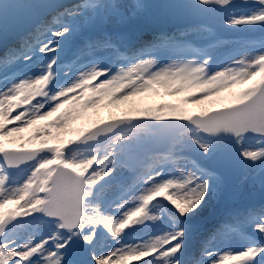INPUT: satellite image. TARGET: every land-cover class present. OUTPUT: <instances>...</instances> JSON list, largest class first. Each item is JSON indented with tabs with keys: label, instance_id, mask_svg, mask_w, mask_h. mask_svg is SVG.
I'll return each instance as SVG.
<instances>
[{
	"label": "snow or ice",
	"instance_id": "snow-or-ice-1",
	"mask_svg": "<svg viewBox=\"0 0 264 264\" xmlns=\"http://www.w3.org/2000/svg\"><path fill=\"white\" fill-rule=\"evenodd\" d=\"M237 85L47 142L88 91L80 107ZM129 260L264 264V0H0V264Z\"/></svg>",
	"mask_w": 264,
	"mask_h": 264
},
{
	"label": "bare ground",
	"instance_id": "bare-ground-1",
	"mask_svg": "<svg viewBox=\"0 0 264 264\" xmlns=\"http://www.w3.org/2000/svg\"><path fill=\"white\" fill-rule=\"evenodd\" d=\"M243 85H237L236 87H226L225 90L221 91V94L219 97H213L212 99L203 100L202 103L196 104L194 107V110L202 111L203 109L207 107H212L214 103H220L224 102L227 103V101H230L233 97V95L236 93L237 90H239ZM154 91L149 90L146 92H143L140 95H137L135 97L129 98V100H118L115 98L110 102V105L103 109L101 112L94 113V109L91 111L92 114H97L93 118H102L104 116L110 115L119 116V113H124L130 109L135 108H142L149 105H160V104H176V103H183V106H191L193 103L190 101H193L190 99V97L196 96L199 98V89L189 88L187 90H181L177 92H171L165 89L164 87L160 86V89L157 90V86L153 88ZM87 101V100H85ZM215 106V105H214ZM90 111L85 110H75L72 117L67 121L66 125L58 130L55 128V126L51 127V132L55 139L49 138L47 140L48 143L56 142V143H62L70 139L71 137L76 135V132L84 129L85 123L87 122V116L90 117ZM58 114V113H57ZM51 117L46 118L47 121ZM43 121H39L37 123V127L40 126V124ZM36 127V129H37ZM33 126L24 129L20 133H14L12 142L9 143L7 138L5 141V145L8 146H29V145H38L41 137L35 136V131ZM47 136V134H45ZM31 138V139H30ZM22 203V202H21ZM13 204V203H8ZM15 205V204H14ZM6 206V205H5ZM125 264H133V261L129 260L126 261Z\"/></svg>",
	"mask_w": 264,
	"mask_h": 264
},
{
	"label": "rangeland",
	"instance_id": "rangeland-1",
	"mask_svg": "<svg viewBox=\"0 0 264 264\" xmlns=\"http://www.w3.org/2000/svg\"><path fill=\"white\" fill-rule=\"evenodd\" d=\"M73 74L74 73L71 70H69L67 77H65L64 70H62L60 73H58V78L60 80L71 79V76ZM242 87H244V86H242ZM159 89H160V86H157V90H159ZM151 90L154 91L153 88ZM239 90H237L236 92H238ZM91 95H92V93L90 91L86 92V94L83 97H81V99L79 101V104L75 106V110H81V112L85 111V110H88V111L91 112L94 109L95 110V111H93L94 113L101 112V111H103V109H106L110 105V102L112 100L115 99V97H105L101 101L97 102L94 106L89 105V106H86V107H80V105L85 104V102H86L85 100H88L91 97ZM190 102H192L193 104L191 106H187V107L183 106V103H179V102L176 103V104H172V105H176L179 108L185 109L188 113H191V114L200 112V111L197 112L196 110H194V107H195L196 103L194 101H190ZM228 102L229 101H227V103ZM212 105H213L212 107H207V108L203 109L202 111H206V112L211 111V110L217 108L219 106V103H214ZM65 107H68V106H65ZM60 111L63 112L64 109H61ZM162 111H167V109H162ZM58 114H54L47 121L55 119L56 115H58ZM121 114H123V113H119V115H121ZM95 115H97V114L93 115L92 112H91L90 113V117L87 116V122L85 123L84 129L76 132V135L71 137L70 139L75 140L77 138H81L84 134H87L88 130H90V129L94 128L95 126H97V125H99V124H101L103 122H106V121H108V120H110L111 118L114 117V116L110 117V115H107V116H104L102 118H98V117L93 118ZM115 116H117V114ZM47 121H43L40 125L46 124ZM37 126L38 125H33L34 129H36ZM104 135H106V134H104ZM97 139H98V137H97ZM65 142L57 143V144H61L62 147H63V146H66ZM52 143H56V142H52ZM83 143L91 144V143H94V141H84ZM49 144H51V143H49ZM37 146L38 145H32V144L29 145V146H23V147L22 146H8V145H5V147H8V148H22V149H31V148H34V147H37ZM14 204L15 203L9 204V205L6 204V206H4V211H5L6 216L8 215V212H9L10 209H16L18 207L17 204H15V205ZM109 211H111V209H109ZM224 264H234V262L231 261V260H228V261H225Z\"/></svg>",
	"mask_w": 264,
	"mask_h": 264
}]
</instances>
